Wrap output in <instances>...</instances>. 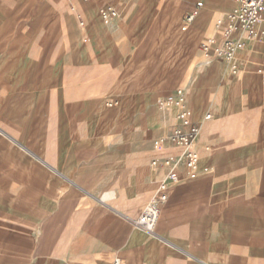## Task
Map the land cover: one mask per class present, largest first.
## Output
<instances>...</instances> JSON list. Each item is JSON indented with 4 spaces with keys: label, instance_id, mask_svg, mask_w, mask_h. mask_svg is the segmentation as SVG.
Returning a JSON list of instances; mask_svg holds the SVG:
<instances>
[{
    "label": "crops",
    "instance_id": "obj_1",
    "mask_svg": "<svg viewBox=\"0 0 264 264\" xmlns=\"http://www.w3.org/2000/svg\"><path fill=\"white\" fill-rule=\"evenodd\" d=\"M176 1L182 32L122 34L101 0H0V264H264V45L238 33L236 73L207 62L233 0ZM177 88L199 170H180L147 233L151 160L180 151L160 143L176 121L158 102Z\"/></svg>",
    "mask_w": 264,
    "mask_h": 264
},
{
    "label": "built area",
    "instance_id": "obj_2",
    "mask_svg": "<svg viewBox=\"0 0 264 264\" xmlns=\"http://www.w3.org/2000/svg\"><path fill=\"white\" fill-rule=\"evenodd\" d=\"M90 3L94 0H81ZM233 9L217 18L215 29L222 34L220 39L213 38L201 43V50L207 62L225 60L232 71H238L237 55L240 47V39L247 38L251 42L264 45V0H233ZM75 10V7L72 6ZM99 16L103 21L114 20L119 17V10L109 1L101 0L98 8ZM197 15V11L185 15L184 24H191ZM76 18L80 26L86 22L81 13L76 12ZM158 107L171 114L176 125L170 134L160 139L162 145L179 149L177 154L156 156L151 160V167L158 177V186L155 194L144 207L138 219L134 220L136 227L147 233L154 231L158 222L161 207L168 201L172 186L179 181L180 170L186 169L191 175L199 170L201 152L197 148V141L201 133V123L191 120L188 107V98L185 88H177L172 93L162 97ZM211 114H206L210 119ZM206 147V150H209ZM114 264H124L116 259Z\"/></svg>",
    "mask_w": 264,
    "mask_h": 264
},
{
    "label": "rangeland",
    "instance_id": "obj_3",
    "mask_svg": "<svg viewBox=\"0 0 264 264\" xmlns=\"http://www.w3.org/2000/svg\"><path fill=\"white\" fill-rule=\"evenodd\" d=\"M121 2H134L141 4L148 0H120ZM156 4L154 8L143 7L136 15L133 10H122L118 18L110 21H102L105 28L109 31L118 30L122 34H176L181 31L182 19L179 14L180 2L176 0H153ZM223 16V15H221ZM220 16V17H221ZM120 19V24L114 26L115 20ZM216 22V21H215ZM87 24V22H86ZM15 27V25H14ZM82 29H88L87 26H80ZM214 34H222L215 29Z\"/></svg>",
    "mask_w": 264,
    "mask_h": 264
}]
</instances>
